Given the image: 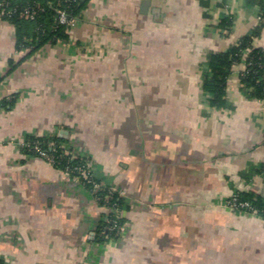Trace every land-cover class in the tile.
<instances>
[{
    "label": "crops",
    "instance_id": "obj_1",
    "mask_svg": "<svg viewBox=\"0 0 264 264\" xmlns=\"http://www.w3.org/2000/svg\"><path fill=\"white\" fill-rule=\"evenodd\" d=\"M249 0H90L67 40L17 47L0 23V259L3 264H264V219L223 205L264 199V102L227 79V106L202 88L209 52L259 22ZM229 18V30L219 22ZM264 47V25L253 42ZM62 139L125 202L117 239L81 181L27 154Z\"/></svg>",
    "mask_w": 264,
    "mask_h": 264
},
{
    "label": "trees",
    "instance_id": "obj_2",
    "mask_svg": "<svg viewBox=\"0 0 264 264\" xmlns=\"http://www.w3.org/2000/svg\"><path fill=\"white\" fill-rule=\"evenodd\" d=\"M202 1V0H200ZM258 6L260 14L259 23L251 31L241 36L235 43L230 44L225 50L209 52L206 56V65L208 68L205 74L202 88L208 95V101L211 106L216 108H225L227 106V79L235 65H242L239 73L240 89L248 98L257 99L264 102V47L255 45L256 39L264 25V0H249ZM5 3L4 21L11 23L15 28L16 44L19 49H28L33 52L46 43H54L57 40H67L68 28L58 22V9H64L68 16L79 19L82 11L87 7L90 0H0ZM2 6H0V9ZM27 10L33 17L25 18L23 12ZM220 29L231 27L229 18H224L219 22ZM62 139L55 137H30L24 146L23 151L34 155L31 149L37 144L39 147L56 159L55 166L60 169L85 164L83 158H70L60 146ZM260 172H264V165ZM91 182H87L80 176V181L84 187L89 190L100 205L109 208V215L101 220L95 229L94 241L103 242L107 239L119 238L120 232L117 228L108 229L115 219L116 224L121 226L124 220L118 215L125 202L119 194L107 187L91 191L92 182H99L94 176ZM239 201L249 202L256 210V214L264 219V199L254 192L236 193ZM250 212V210H243ZM0 264L3 260L0 259Z\"/></svg>",
    "mask_w": 264,
    "mask_h": 264
},
{
    "label": "built area",
    "instance_id": "obj_3",
    "mask_svg": "<svg viewBox=\"0 0 264 264\" xmlns=\"http://www.w3.org/2000/svg\"><path fill=\"white\" fill-rule=\"evenodd\" d=\"M0 6H2V8L0 9V23H1L2 21H4L3 16L5 13V8H4L5 3L0 2ZM57 13H58V22L62 25H65L68 28V30L77 21L76 17L68 16L64 9H58ZM23 16L25 18L31 19L33 17V14L32 13L30 14L27 10H25L23 12ZM257 20L258 21L260 20V14L259 13L257 15ZM24 146H29V144L25 143ZM31 149L35 152L34 156L43 158L46 161H48L54 165L57 163L54 156L52 154H49L46 151L42 150L39 147V145L35 144V145H33V147ZM70 158L72 159V158H74V156H70ZM63 171L70 178H74V179H77L79 181H80V176L83 177L85 180H87V182H91V179H92L91 177H93V174H92L91 170L89 169V167L86 163L82 164V165H76V166H73L71 168L67 166V167H65V169H63ZM102 187L103 186L101 183L92 182L91 191L94 192L96 190L101 189ZM223 205H225L229 209L236 210V211L250 210L251 213H254V214L257 213L256 210L253 209V207L250 205L249 202L239 201L236 193L233 196H231L230 198L226 199L224 201ZM110 221L112 222V225H110L108 229L113 230V229L117 228L118 232H122L124 230V226L123 225L118 226L116 224L115 219H110Z\"/></svg>",
    "mask_w": 264,
    "mask_h": 264
}]
</instances>
